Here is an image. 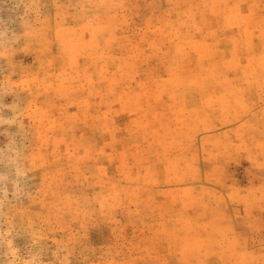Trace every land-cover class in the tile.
<instances>
[{
  "label": "rangeland",
  "instance_id": "rangeland-1",
  "mask_svg": "<svg viewBox=\"0 0 264 264\" xmlns=\"http://www.w3.org/2000/svg\"><path fill=\"white\" fill-rule=\"evenodd\" d=\"M0 264H264V0H0Z\"/></svg>",
  "mask_w": 264,
  "mask_h": 264
}]
</instances>
